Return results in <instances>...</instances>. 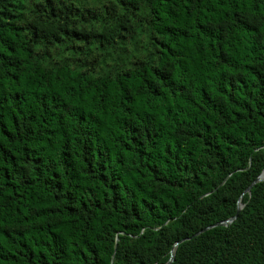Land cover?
Segmentation results:
<instances>
[{
  "label": "clouds",
  "instance_id": "9594fccd",
  "mask_svg": "<svg viewBox=\"0 0 264 264\" xmlns=\"http://www.w3.org/2000/svg\"><path fill=\"white\" fill-rule=\"evenodd\" d=\"M0 264H264V0H0Z\"/></svg>",
  "mask_w": 264,
  "mask_h": 264
}]
</instances>
